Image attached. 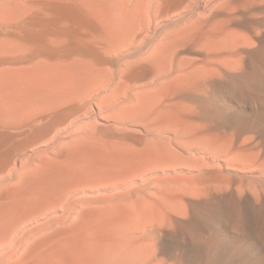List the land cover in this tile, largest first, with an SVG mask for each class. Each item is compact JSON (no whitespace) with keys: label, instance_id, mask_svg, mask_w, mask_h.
<instances>
[{"label":"rangeland","instance_id":"1","mask_svg":"<svg viewBox=\"0 0 264 264\" xmlns=\"http://www.w3.org/2000/svg\"><path fill=\"white\" fill-rule=\"evenodd\" d=\"M230 32L247 42L226 47ZM263 49L264 0H0V264H228L250 251L264 257V178L246 158L243 168L237 154L219 155L216 143L224 141L214 142L219 158L213 145L193 141L200 99L227 114L264 115ZM230 54H238L237 68L222 63ZM209 65L222 67L218 80ZM257 133H233L228 142H252L245 153L259 146L260 163L264 138ZM185 148L202 156L206 148V161L217 162H206L208 170L198 156V167ZM230 177L236 182L228 185ZM216 182L232 189L215 192ZM259 186L260 200L251 193ZM152 213L161 226L146 218Z\"/></svg>","mask_w":264,"mask_h":264},{"label":"bare ground","instance_id":"2","mask_svg":"<svg viewBox=\"0 0 264 264\" xmlns=\"http://www.w3.org/2000/svg\"><path fill=\"white\" fill-rule=\"evenodd\" d=\"M167 4H168V3H167ZM262 13H263V12H262ZM227 34H228V33H227ZM231 34H232V33L230 32V37H227V36H226L227 38L225 37V39L227 40L226 43L223 41V42H224L223 44H224V45L226 44V47H227V46H230L231 48H232V47L235 48L236 46H237V47H238V46H241V45L243 46V45H244L243 42L245 43V41L248 39V38H247V39H243V38H246V36L243 35V37H242V34L239 36L240 33L237 34V35H235V36H234L233 34H232V36H231ZM224 35H225V34H224ZM228 36H229V35H228ZM222 40H223V38H222ZM244 40H245V41H244ZM249 40H250V39H249ZM242 41H243V42H242ZM246 42H247V41H246ZM223 44H222V45H223ZM224 45H223V49H224ZM221 47H222V46H221ZM237 47H236L235 49H237ZM238 48H239V47H238ZM262 48H263V47H262ZM261 50H262V49H261ZM263 50H264V49H263ZM230 51H231V50H230ZM259 53H260V52H259ZM239 54H240V53H239ZM261 54H263V53H261ZM227 55H228V54H227ZM227 55H225V56H227ZM231 55H233V54H230V55L227 56V57L224 56L225 59H223V61H222V60H221V61H222V63H223L225 66L228 65V66H232L233 68H237V67L240 65V64H239V63H240V62H239L240 59H238L239 56H238V54H236V55H237V59H238V60L236 59V60H237V61H236L235 58H234V57H236V56H231ZM240 55H241V54H240ZM256 55H257V53H256ZM259 56H260V55H259ZM233 58H234V59H233ZM213 59H214V61H215V58H213ZM218 60H220V59H218ZM212 61H213V60H212ZM212 61H211V62H212ZM214 61L212 62V64L214 63ZM240 61H241V60H240ZM256 61H257V59H256ZM216 62L218 63V61H215V63H216ZM257 62H258V61H257ZM257 62H256V63H257ZM260 62H261V66H262V68L264 69V60L262 59V61H260ZM217 63H216V64H217ZM253 64H255V63H253ZM209 66H210L209 68H212L210 72L213 73V77H214L215 75H219V76H221L220 73L222 72V67H221V68H220V67L218 68L217 65H216L215 67H211V66H214V65H209ZM226 67H227V66H226ZM207 68H208V67H207ZM224 68H225V67H224ZM227 69H228V68H227ZM230 69H231V68H230ZM257 69H258V68H257ZM209 70H210V69H209ZM256 71H257V70H256ZM208 72H209V71H208ZM237 72H238V71H237ZM254 73H255V72H254ZM237 74H238V73H237ZM240 74H241V73H240ZM258 74H259V73H258ZM245 75H246V74H245ZM245 75H244V77H245ZM219 76H218V77H219ZM240 76H241V75H240ZM242 77H243V76H242ZM214 78L216 79V77H214ZM236 79H238V77H237L236 74L231 75V80H232V81H233V80H236ZM245 79H246V78H245ZM216 80H218V79H216ZM238 80H239V79H238ZM212 82H213V81H212ZM214 82H215V81H214ZM209 84H210V83H209ZM209 84H208V85H209ZM239 85H240V84H239ZM240 86H241V85H240ZM211 87H212V88H215L214 85H212ZM241 87H242V86H241ZM203 88H204V87H203ZM215 89H216V88H215ZM240 89H241V88H240ZM244 89H245V88H244ZM246 89H247V88H246ZM202 91H203V90H202ZM207 91H208V90H207ZM213 91H214V90H213ZM247 92H248V91H247ZM209 93H210V92H209ZM211 94H212V93H211ZM248 94H249V96H250V93H248ZM255 94H256V93H255ZM255 94H254V95H255ZM249 96L247 95V97H249ZM252 96H253V95H252ZM250 97H251V96H250ZM253 97H254V96H253ZM256 97H258V96H256ZM259 98H260V97H259ZM259 98H258V100H259ZM261 98H262V99H261ZM261 98H260V99L263 100V99H264V96H262ZM195 99H196V98H195ZM198 99H199V98H198ZM223 99H224V98H223ZM249 99H250V98H249ZM255 99H256V98H255ZM261 100H260V101H261ZM210 102H211V99H210V98H209L208 100H207V99H200V100H198V103H199V105H200V106H198V108H201V110H200L201 112L197 111V112H199V113L197 114L198 120H197V119H196V120H197L199 123H198V124H197V123H196V124H193V123H192L194 126L197 127V131H196V135H197V136H196V137L194 136L196 139L194 138L195 140L193 139V141H196V142H198V143H202V142H203L204 144H210V145H213V146L215 147V148H213L214 151H212V152L214 153V154H213L214 157H215V155H217V154L215 153V151H218V150H219V151H222V152H219V151H218L219 153L217 152L219 155H220V154H225L226 157L228 156L227 158H229V157H233L234 155L237 154V156H238V157L236 158V160H237V163H236L237 166H238V160L240 159L239 161H241V162H239V165L242 164V165H240V166L243 167L244 164L242 163V159H241V158H246V160H247L248 163H249L248 165H251V166H253V167H256V168H255V171H256V170L259 171V173H260L259 176L262 177V178H264V160H263V161H260V163H258L259 160H261V159H260L261 153H260V154H259V153L257 154V153L255 152V151L259 150V149L256 150V147L259 148V146H257V145L254 146V145H253L254 148H255V151H253V152L256 153V154H254L253 152H252V153H245V151L243 150V147H242V146H244V145H243V141L241 142L242 145H239V144H241V143L239 142L238 145H239L242 149H241L240 147H238L237 144H235V145L237 146L236 149L239 148V149H241V150H240L241 152H242V150H243L244 152L238 154L237 152L233 151L235 145H234L233 147L231 146V145H233L234 143H231V141L228 142V140H231V137L233 138V133H234V134H236V133L238 134V133H239V135H240V133H242V132H245V133L247 132V133H249L250 131L258 132V133H257V136H258V135H261V137L264 138V115L262 114V116H260L261 114L259 113V114H260L259 116H255V115H254L255 118H253V117H249V116H247V115H245V114H243V113H242V114H237V113L227 114V111H226V113H224V112H222V111H220V110H215V109H213V108L210 106ZM263 103H264V102H263ZM261 109H263V107H262ZM240 110H241V109H240ZM243 111H245V110H242L241 112H243ZM229 112H230V111H229ZM233 112H234V110H233ZM245 112H246V111H245ZM245 112H244V113H245ZM193 113L196 114V112H193ZM193 113H191V114H192L191 116H193ZM239 113H240V112H239ZM247 113H248V111H247ZM263 113H264V112H263ZM249 114H250V113H249ZM253 114H254V112H253ZM253 114H252V115H253ZM250 115H251V114H250ZM256 115H257V114H256ZM186 118H187V117H186ZM190 119H191V118H190ZM190 119H189V120H190ZM185 120H186V119H185ZM192 120H193V119H192ZM196 120H195V121H196ZM183 121H184V120H183ZM245 121H247L248 127H244V126H243V124H244ZM187 124H188V123H187ZM190 125H191V123H190ZM188 126H189V124H188ZM191 126H192V125H191ZM237 126H238V129H236ZM193 129H194V128H193ZM224 129H226V130H224ZM48 130H49V128H48ZM48 130H47V132H48ZM50 130H51V129H50ZM194 131H195V130H194ZM235 132H236V133H235ZM259 133H260V134H259ZM192 134H193V133H192ZM237 134H236V136H237ZM252 134H253V133H252ZM243 135H244V133H243ZM250 135H251V134H250ZM253 135L255 136L256 134H253ZM245 136L247 137L246 134H245L244 136H242V137H243L242 140L246 138ZM251 136H252V135H251ZM192 137H193V136H192ZM192 137H191V138H192ZM237 137H238V136H237ZM261 137H260V138H261ZM229 138H230V139H229ZM262 138H261V139H262ZM224 139H225L226 141H225ZM233 139H234V138H233ZM233 139H232V140H233ZM238 139H239V138H238ZM238 139H237V140H238ZM246 139H248V137H247ZM249 139H250V140H249ZM249 139L247 140V142H248V141L250 142L251 140L253 141L254 137L252 136V138L250 137ZM221 140L224 141V142H221V146H222V148H221L220 145H219L220 143H218V144L216 143L217 147L220 148V149L217 150V148H216L214 142H218V141L220 142ZM234 140H235V139H234ZM234 140H233L232 142H234ZM167 141H168V140H167ZM261 141H262V140H261ZM146 142H147V141H146ZM168 142H169V141H168ZM168 142H167V143H168ZM211 142H212L213 144H211ZM249 142H248V143H249ZM259 142H260V141H259ZM259 142H258V143H259ZM263 142H264V141H262V143H263ZM144 143H145V142H144ZM147 143H148V142H147ZM147 143L144 144L143 149L147 147V146H145V145H147ZM149 143H150V142H149ZM149 143H148V146H151V147H150V148H151V152H153V153L158 152V145H157V143L154 142L156 145H155L154 143H153L152 145H150ZM169 143H170V142H169ZM223 143H225V144H223ZM248 143H247V145L244 146V147L247 148L246 151H248L250 148H253V147H251V146H252V142H251V146H250V147H249L250 144H248ZM260 143H261V142H260ZM262 143H261V145H262ZM263 144H264V143H263ZM168 146L170 147V144H169ZM213 146H212V147H213ZM123 147H124L126 150H128V151H129V150L132 151V150L135 149L134 147H133V148H134V149H133V148H132L131 146H129V145H123ZM183 147H184V146H183ZM188 147H190V146H188ZM191 147H193V145H191ZM248 147H249V149H248ZM147 148H148V147H147ZM194 148H196V147H194ZM198 148H199V147H198ZM138 149H139V148H138ZM138 149L136 148L137 151H138ZM182 149H184V148H181V150H182ZM187 149H188V148H185V151H186ZM191 149H192V148H191ZM203 149L207 150V153H204V152L202 153L203 156L200 155L201 152H199L201 149H200L199 151H197V149H196V151H197L198 153H197V152H193V151H195V150H193V151H191V150L188 151V150H187V151H188V155H189L190 159L192 160V162H194V161L197 159L198 156H201L200 159H202V157H203L202 160H203L204 164L207 162L206 160H211V159H209V157H208V152H210V154H211L212 152L209 151V150L206 149V148H203ZM215 149H216V150H215ZM221 149H222V150H221ZM236 149H235V150H236ZM239 149H238V150H239ZM260 149H261V148H260ZM168 150H169V152H170L172 149L169 148ZM210 150H211V149H210ZM250 150H251V149H250ZM250 150H249V151H250ZM253 150H254V149H253ZM262 150H263V149H262ZM142 151H146V152L148 151V153H149L150 150H149V149H147V150L144 149V150H142ZM185 151H183V152H185ZM187 151H186V152H187ZM201 151H202V150H201ZM240 151H239V152H240ZM138 152H139V151H138ZM140 152H141V150H140ZM186 152H185V153H186ZM234 153H235V154H234ZM179 154H181V153H179ZM210 154H209V156H212V155H210ZM182 155L185 156L184 153L181 154V156H182ZM219 155H217L218 158L220 157ZM225 155H222L223 158H221V160L224 159V158H226V157H224ZM187 157H188V156L186 155V158H187ZM234 157H235V156H234ZM234 157L231 158V159H234ZM204 158H205V161H204ZM210 158H211V157H210ZM227 158H226V159H227ZM261 158H262V157H261ZM200 159H197V160H199V162H201L202 160L200 161ZM214 159H215V158H214ZM226 159H225V160H226ZM231 159H227V160H229V163H228V164L231 163V165H233V164H234V162H233L234 160H231ZM212 160H213V157H212ZM219 160H220V159H219ZM221 160H220V161H221ZM225 160H222V161H225ZM231 161H232V162H231ZM203 162H201V163H202L201 165H200V164H197L198 167H201V166L203 165ZM209 162H210V163H215V162H217V161H216V159H215V161H212V162H211V161H208V162H207L208 165H209ZM196 163H198V161H195V164H196ZM224 163H225V162H224ZM226 163H227V162H226ZM226 163H225V164H226ZM232 163H233V164H232ZM207 164H205V166L207 167V169H208V168H211L210 166L208 167ZM228 164H227V166H228L227 168H228V169H230V168L232 169V166L229 167ZM199 165H200V166H199ZM210 165H211V164H210ZM212 165H213V164H212ZM248 165H247V167H248ZM214 166H217V165L215 164ZM237 166H236V167H237ZM145 167H146V166H145ZM151 167H154V166H150V169H149V170H151ZM206 167H205V168H206ZM222 167H223V166L221 165L220 169H218V168H217V169H218V170H221ZM234 167H235V166H234ZM245 167H246V166H245ZM247 167H246V168H247ZM147 168H149V167H147ZM147 168H145V171H146V172H151V171H149ZM212 168H213V166H212ZM239 168H240V167H239ZM239 168L237 167V170H238V171H240ZM243 168H244V167H243ZM146 169H147L148 171H147ZM200 169H201V168H200ZM207 169H205V170H207ZM217 169L215 170V174H216L217 172H219ZM231 169H230V170H231ZM234 169H235V168H233V170H234ZM248 169H249V168H248ZM152 170H155V168L152 169ZM208 170H211V169H208ZM225 170H226V168H225ZM235 170H236V169H235ZM243 170H244V169H243ZM216 171H217V172H216ZM246 171H247V172H246ZM246 171H245L246 173L249 172L248 170H246ZM208 172H210V171H208ZM208 172H207V173H208ZM212 172H213V171H212ZM221 172H223V171H221ZM229 172H230V171H229ZM243 172H244V171H243ZM207 173L205 172L204 174H207ZM219 173H220V172H219ZM224 173H225V172H224ZM230 173H231V172H230ZM236 173H237V172H236ZM252 173H254V172H252ZM154 174H155V173H154ZM154 174L151 175V176H154ZM163 174H164V173H163ZM204 174H203V175H204ZM215 174H213L214 176H213V175H209V176H210V179L213 178V180H214ZM217 174H218V173H217ZM221 174H222V173L219 174V175H220L219 178L221 177V179H222V175H221ZM203 175H202V176H203ZM225 175H226V174H225ZM250 175H251V173H250ZM155 176H156V175H155ZM155 176H154V178H156ZM162 176H163V175H162ZM212 176H213V177H212ZM203 177H205V176H203ZM207 177H208V176H207ZM232 177H233V176H232ZM208 179H209V178H208ZM221 179H219V180H221ZM230 179H231V180H230ZM234 179H235V178H234ZM240 179H241V178H240ZM149 180H150V181H149ZM151 180H152V177H151L150 179H148V181H149L150 183H152ZM162 180H163V179H162ZM162 180H161V182H163ZM227 180H228V179H227ZM235 180H236V179H235ZM235 180H234L233 182H236ZM242 180H243V179H242ZM242 180H241V181H242ZM263 180H264V179H263ZM263 180H262V181H263ZM205 181H206V182H205ZM205 181H204L205 184H206L207 182L210 184V181H207V179H206ZM231 181H232V178L230 177V178H229V181H228V182H229L228 185H230V183L233 184V182H231ZM238 181H239V179H238ZM238 181H237V182H238ZM243 181H244V180H243ZM243 181H242V182H243ZM251 181H252V180H251ZM258 181H259V180H258ZM217 182H219V181H217ZM217 182H216V183H217ZM220 182H221V183H223V182L225 183V181L222 182V180H221ZM220 182H219V183H220ZM242 182H240V183L242 184ZM248 182H249V180H248ZM253 182H254V181H253ZM253 182H252V183H253ZM255 182H256V181H255ZM150 183H148L147 185L149 186ZM208 183H207V184H208ZM244 183H245V182H244ZM256 183H257V182H256ZM152 184H153V183H152ZM207 184H206V185H207ZM232 184H231V185H232ZM237 184H238V183H237ZM250 184H251V183H250ZM153 185L155 186L156 184H153ZM153 185H152V186H153ZM226 185H227V184H226ZM238 185H239V184H238ZM257 185H258V183H257L256 185L254 184V186H256V187L258 188ZM150 186H151V185H150ZM152 186H151V187H152ZM241 186H242V185H240L239 187L237 186V188H240V189H241ZM246 186H247V185H246ZM246 186H245V187H246ZM135 187H136V186H135ZM162 187H163V186H162ZM162 187H161V188H162ZM201 187H202V186H201ZM231 187H232V186H230V187L226 186V189H225V185H224V186H223V184L218 185V183H217L216 186L214 185V188H213V189H214L215 192H218V193H219V192H223L224 189L227 190V192H228V191H230V190L232 189ZM252 187H253V186H252ZM260 187H262V186H259V190L256 189V188H254V190L256 189V190L259 192V191H260ZM141 188H142V187H141ZM149 188H150V187H149ZM206 188H208V185H207ZM246 188H247V187H246ZM262 188H263V187H262ZM142 189H144V187H143ZM142 189H140V190H142ZM194 189H195V188H193V189H191V190H194ZM200 189H201V188H200ZM229 189H230V190H229ZM247 189H248V188H247ZM247 189H246V190H247ZM252 189H253V188H252ZM252 189H250V190H252ZM140 190H139V191H140ZM189 190H190V189H189ZM201 190H202V189H201ZM242 190H243V188H242L240 191H242ZM246 190H245V191H246ZM250 190H248V192H249ZM256 190H255L254 192H251V193H252L253 195H256V194H257V195H259L260 199H263V198H261V196L264 197V193H263V195H261V191H260L259 194H258V192L255 193ZM263 190H264V188H263ZM263 190H262V191H263ZM187 191H188V189H187ZM206 191H207V190H205L204 192L202 191V192H203L202 194H205ZM237 191H239V190L237 189ZM240 191H239V192H240ZM243 191H244V190H243ZM141 192H143V191H141ZM188 192L190 193V191H188ZM208 192H210V190H209ZM263 192H264V191H263ZM198 193H199V192H198ZM198 193L196 192L195 194L193 193L192 195H196V194H198ZM200 193H201V192H200ZM211 193H213V192H211ZM225 193H226V192H225ZM254 193H255V194H254ZM142 195H143V194H142ZM257 195H256V198H258ZM260 195H261V196H260ZM143 196H144V195H143ZM143 196L140 197V199L142 198L141 201L138 199L140 202H142V200L145 199ZM217 196H218V195H217ZM145 197H146V196H145ZM191 197H193V196H191ZM210 197H211V196H210ZM254 197H255V196H254ZM193 198H194V197H193ZM214 199H215V197H214ZM253 199H254V198H253ZM258 199H259V198H258ZM260 199H259V200H260ZM138 200L136 199V201H138ZM196 200H197V199H196ZM203 200H204V199H203ZM207 200H208V199H207ZM226 200H227V199H226ZM199 201H201V200H199ZM213 201H214V200H213ZM255 201H256V200H255ZM140 202H139V203H140ZM144 202H145V201H144ZM144 202L141 203V204H139V206L142 205V204H144ZM207 202H208V201H207ZM256 202H257V205H258V206H259V204H261V203H259V201H256ZM190 203H191V202H190ZM204 203H205V202H204ZM136 204H138V203L136 202V203L134 204L135 207H136ZM148 204H149V203H148ZM185 204H186V203H185ZM193 204L196 205V202H195V203L193 202ZM200 204H201V203H200ZM202 205H203V204H202ZM225 205H227V204H225ZM228 205H229V204H228ZM261 205H262V204H261ZM139 206H137V209L134 208V210L139 211L138 213H139V215H140V211H141L142 209L140 208L141 206H140V207H139ZM144 206H146V204L143 205V207H144ZM148 206H149V205H148ZM189 206H190V205H189ZM254 206H255V205H254ZM254 206L251 207V209L254 208ZM133 207H134V206H133ZM196 207H198V206H196ZM255 207H256V206H255ZM139 208H140V209H139ZM149 208H150V207H149ZM186 208H187V207H186ZM186 208H185V206H184V208L182 207L181 209H182V210L185 209V211H182V210L180 209V210H181V213L179 212L180 210H179L178 212H179L180 214H182V212H183L184 215H185V213H187V212H186ZM191 208H192V207H191ZM191 208L189 207V209H191ZM228 208H230V207H228ZM138 209H139V210H138ZM145 209H146V208L144 207V210H142V211H145V212L148 211V210H145ZM147 209H148V208H147ZM195 209H196V208H195ZM203 209H204V208H203ZM187 210H188V209H187ZM204 210H205V209H204ZM225 210H226V209H225ZM254 210H257V209L254 208ZM192 211H193V209H192ZM196 211H197V212H196ZM196 211H194V212H196V213H194V214L197 215V213H198L199 210L196 209ZM252 211H253V210H252ZM148 212H149V211H148ZM188 212H189V211H188ZM254 212H255V211H254ZM179 213H178V214H179ZM192 213H193V212H192ZM262 213H264V212H262ZM144 214H147V212L144 213ZM198 214H199V213H198ZM213 214H214V213H213ZM251 214H252V213H251ZM142 215H143V214H142ZM142 215H140V216H142ZM152 215H153L155 218H153V216L149 218V216L147 217V215H146V218L149 219V222H150V219H151V222L153 221V223L156 222L157 224H160V223L157 222V219H156L157 216L154 215L153 213H152ZM173 216H174V215H173ZM179 216H180V215H179ZM200 216H201V214H200ZM200 216H199V217H200ZM203 216H204V215H203ZM205 216H206V215H205ZM205 216H204V217H205ZM215 216H216V215H215ZM215 216H214V217H215ZM238 216H239V215H238ZM138 217H139V216H138ZM182 217L184 218L185 216H183V214H182ZM196 217H197V216H196ZM204 217H202V218H204ZM212 217H213V215H212ZM254 217H255V216H254ZM258 217H259V216H258ZM139 218H140V217H139ZM142 218H143V216H142ZM207 218H209V217H207ZM215 218H216V217H215ZM234 218H235V217H234ZM255 218H256V217H255ZM153 219H155L156 221L153 220ZM194 219H196V218H194ZM257 219H258V218H257ZM203 220H204V219H203ZM209 220H210V219H209ZM213 220H214V219H213ZM154 221H155V222H154ZM175 221H176V220H175ZM183 221H184V220H183ZM138 222H139V221H138ZM140 222H141V221H140ZM140 222H139V225H138V226H140L142 223H143L144 225L148 224V223H145L146 221H145V222H141V224H140ZM176 222H177V221H176ZM190 222H192V221H190ZM188 223H189V222H188ZM157 224H156V225H157ZM144 225H143V226H144ZM151 225H152V224H151ZM254 225H255V222H254ZM146 226L148 227L149 224L146 225ZM146 226H145V227H146ZM159 226H161V224H160V225H157V227H159ZM170 226H171V225H170ZM147 227H146V228H147ZM151 227H152V226H151ZM154 227H155V226H154ZM154 227H152V229H153ZM146 228H145V229H146ZM142 229H144V227H143ZM156 229H157V228H156ZM150 230H151V229H150ZM163 230H164V229H163ZM152 231H154V230H152ZM156 231H157V230H155V232H153V233H154L156 236H158L157 234H159V233H158L159 231H158L157 233H156ZM164 231L166 232V231H168V230H164ZM142 232H143V231H142ZM146 232H148V231H146ZM149 232H150V231H149ZM128 233H129V232H128ZM151 233H152V232H151ZM151 233H150V235H149V233H148V236H147V235H146V236H147V237H150V236L153 234V233H152V234H151ZM160 233H161V232H160ZM145 234H147V233H145ZM145 234L141 235V237H142V236H145ZM154 234H153V235H154ZM161 234H163V232H162ZM153 235H152V236H153ZM155 235H154V236H155ZM170 235H171V234H170ZM172 235H173V234H172ZM248 235H250V234H248ZM152 236H151V237H152ZM167 236H169V235H167ZM167 236H166V237H167ZM245 236H246V235H245ZM141 237H140V238H141ZM162 237H163V236H162ZM130 238H132V237L130 236ZM140 238H139V239H140ZM142 238H144V237H142ZM159 238H160V237H159ZM149 239H150V238H149ZM155 239H156V237H155ZM142 240H143V239H142ZM142 240H140V241H142ZM145 240H146V239H145ZM147 240H148V239H147ZM130 241H132V239H130ZM130 241H129V242H130ZM140 241L138 240L139 243H140ZM150 241L153 242V241H155V240H154V239L152 240V238H151ZM249 241H250V239H249ZM254 241H255V240H254ZM147 242H148V241H147ZM152 242H151V243H152ZM259 242H260V241H259ZM259 242H258V243H259ZM130 243L132 244V242H130ZM130 243H129V244H130ZM139 243H138V244H139ZM149 243H150V242H149ZM249 243H250V242H249ZM256 243H257V242H256ZM258 243H257V244H258ZM126 244H128V241H127ZM129 244L127 245V249L130 247ZM146 244H147V243H146ZM245 244H246V243H245ZM250 244H251V243H250ZM253 244H254V243H253ZM142 245H143V243H141L139 246L141 247ZM144 245H145V243H144ZM144 245H143V246H144ZM148 245L151 246V244H148ZM148 245H146V246H148ZM173 245H174V244H173ZM247 245H248V244H247ZM131 246H132V245H131ZM143 246H142V247H143ZM165 246H166V245H165ZM170 246H171V245H170ZM248 246H249V245H248ZM251 246H252V245H251ZM251 246H250V247H251ZM123 247H124V245H123ZM123 247H122V248H123ZM140 247H138V245H137V248H140ZM218 247H219V246H218ZM137 248L131 249V251L133 250V253H134V252L138 253L140 250L138 251ZM166 248H168V247H166ZM135 249H136L137 251H134ZM148 249H149V248H148ZM148 249H147V250H148ZM214 249H215V248H214ZM219 249H220V247H219ZM219 249H218V250H219ZM243 249H245V248H243ZM250 249H251V248H250ZM142 250H143V248H142ZM147 250H146V251H147ZM151 250H152V249H151ZM168 250H170V248H169ZM211 250H212V249H211ZM238 250L240 251L241 249H238ZM246 250H248V248H246ZM246 250H245V251H246ZM257 250H258V249H257ZM257 250H256V251H257ZM260 250H261V249H260ZM123 251L125 252L124 248H123ZM127 251H128V250H127ZM127 251H126V252H127ZM241 251H242V250H241ZM243 251H244V250H243ZM249 251H250V250H249ZM141 252H142V251H141ZM150 252H151V251H150ZM169 252H170V251H169ZM171 252H172V251H171ZM237 252H238V251H237ZM252 252H253V251H252ZM258 252H259V251H258ZM128 253H129V252H128ZM128 253H127V254H128ZM143 253H144V252H143ZM143 253H142V254H143ZM216 253H217V252H216ZM235 253H236V252H235ZM243 253H245V252H243ZM246 253H247V251H246ZM250 253H251V251L249 252V254H250ZM125 254H126V253H125ZM127 254H126V255H127ZM138 254H141V253H138ZM144 254H145V253H144ZM174 254H175V253H174ZM220 254H221V253H220ZM239 254H240V256H235L236 254H235L234 256H232V258L229 259V260L227 261V262H229L228 264H264V257L259 258L258 256H257V257H255V256H250L249 254H248V256H246L245 254L241 256V253H240V252H239ZM145 255H146V254H145ZM171 255H172V254H171ZM181 255H183V254H181ZM186 255H187V254H186ZM251 255H252V253H251ZM253 255H254V252H253ZM147 256H148V255H147ZM147 256H146V257H147ZM177 256H178V255H177ZM142 257H143V256H142ZM215 257H216V256H215ZM215 257H214V258H215ZM165 258H166V257H165ZM174 258H175V257H174ZM178 258L180 259V257H178ZM214 258H213V259H214ZM258 258H259V259H258ZM184 259H185V258H184ZM189 259H190V258H189ZM225 259H226V258H225ZM144 260H145V259H144ZM149 260H150V259H149ZM150 261H151V260H150ZM169 261H170V259H169ZM173 261H175V260H172V262H173ZM184 261H185V260H184ZM167 262H168V261H167ZM175 262H176V261H175ZM178 262L180 263V262H181V259H180V261H178ZM182 262H183V261H182ZM182 262H181V263H182ZM185 262L188 263L187 261H185ZM149 263H150V262H149ZM156 263H157V264H160V263H158L157 261H156ZM156 263H153V264H156ZM183 263H184V262H183ZM183 263H182V264H183ZM206 263H208V262H206ZM225 263H226V262H225ZM162 264H163V263H162ZM164 264H167V263H164ZM170 264H171V263H170ZM172 264H173V263H172ZM177 264H178V263H177ZM223 264H224V262H223Z\"/></svg>","mask_w":264,"mask_h":264}]
</instances>
